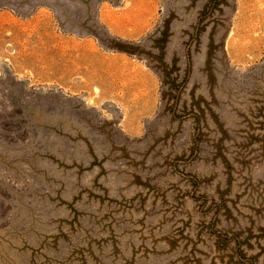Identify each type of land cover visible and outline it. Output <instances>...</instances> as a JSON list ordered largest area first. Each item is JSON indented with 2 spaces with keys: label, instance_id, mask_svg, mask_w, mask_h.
<instances>
[{
  "label": "rangeland",
  "instance_id": "374dc122",
  "mask_svg": "<svg viewBox=\"0 0 264 264\" xmlns=\"http://www.w3.org/2000/svg\"><path fill=\"white\" fill-rule=\"evenodd\" d=\"M0 264H264V0H0Z\"/></svg>",
  "mask_w": 264,
  "mask_h": 264
}]
</instances>
